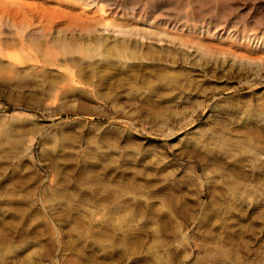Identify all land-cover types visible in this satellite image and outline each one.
Segmentation results:
<instances>
[{
    "label": "rangeland",
    "instance_id": "374dc122",
    "mask_svg": "<svg viewBox=\"0 0 264 264\" xmlns=\"http://www.w3.org/2000/svg\"><path fill=\"white\" fill-rule=\"evenodd\" d=\"M72 1L98 28L74 62L0 53V264H264V0L170 24Z\"/></svg>",
    "mask_w": 264,
    "mask_h": 264
},
{
    "label": "bare ground",
    "instance_id": "6f19581e",
    "mask_svg": "<svg viewBox=\"0 0 264 264\" xmlns=\"http://www.w3.org/2000/svg\"><path fill=\"white\" fill-rule=\"evenodd\" d=\"M31 1L29 0H0V3L5 4V5L4 4L0 5L1 13L3 12L4 15H6V17H9V19L12 15L14 16L17 15L20 10H29L32 12L33 10H35V12H37L36 14H38V17L40 16V18L41 17L44 18L45 15L42 16L43 14H47L46 17L50 16L48 19H45L46 18L45 17L44 18L45 21L42 20V22H45L43 25H38L37 27L36 26L34 27L32 26L33 20L27 21V18H26L25 21L24 19L23 20L20 19L17 21L16 19V17L18 16L17 15L16 17H12L11 18L12 20L10 19L12 22L16 23L14 29L10 28L9 26H8L9 29L6 28L7 25L5 23L3 24L4 20L2 21L1 19H3V17H1L0 26L2 28L0 27L1 28L0 33L2 34V36L0 37V53H2V55L4 56H7L10 59V61L16 62L19 64L24 63L28 60H34L35 62L43 61L49 64H59V65L65 64L67 60L71 61L72 54L74 52L82 53L81 46L77 45L74 41L79 37L84 38L86 32L87 33L91 32V34H93L94 31L95 30L97 31L98 28L92 25L85 28V25L82 22V16L76 12V7L74 6L75 2L73 1L69 2V0H68L69 3L63 2V0H58L56 2H53L50 0H31ZM91 1H97L98 9L100 10L113 11V12H123V11L125 12L127 10H131V11L138 10L141 12H145L148 16H151L154 18H161V19H164L165 21H169V24H170L176 21L177 16H176L175 10H177L180 6L191 5L192 7L191 12L187 13L186 16L189 17L188 19L190 18L192 19L194 17V20L196 19L200 20L198 16L194 14V10L195 11L199 10L200 15H203L204 11L206 10L215 11L216 9L219 8V10L221 11H219L218 13H214V14L216 16H222L223 14H226L224 13L225 10L231 9L232 5L237 0H106L105 5L100 4V0H91ZM20 17H25V16L22 15ZM260 17L261 16L259 14V18ZM262 20H264V17H261L260 21H257V22H262ZM223 21L225 22V20H219V22H223ZM203 26L204 24L200 21L199 25L197 26L194 25V29H197V28L202 29ZM142 31L143 32L138 31L141 37H149L154 40H166V41H169V44L171 43V45H174V46L177 44L184 45L186 47L194 46L190 40H187L188 38L185 39L182 36L175 34V33H168L161 29H156V30L145 29ZM6 32L12 34L13 36L15 34L16 35L15 41L17 43H14L12 41L7 42V40L9 39L6 40L7 37L3 35ZM68 39L72 40L73 44H72V41L70 42L71 44L70 43L68 44L67 43ZM39 41H41L42 43L39 44L38 43ZM74 43L77 46L74 45ZM54 45L56 46V48L53 47ZM16 46L19 47L18 51H20V53L17 50H16L17 52L15 51V52L10 53L11 51H9L8 48L9 47L14 48ZM60 51H61V55L63 53L66 56L63 59L61 58L62 56L60 57L62 61L58 57ZM167 52L168 51H164L165 54ZM168 54H170V52ZM59 60L60 62H58ZM72 62H74L73 59H72ZM75 63H76L75 64L76 67H78V69L80 70V66L78 65V63L77 62ZM67 64H65L64 66L67 67ZM110 64H112V62ZM69 69L70 68H66V71H68V74L71 77H73V72H72L73 70L72 68L70 70ZM66 71H65V74H66ZM75 76L76 74L74 75V77Z\"/></svg>",
    "mask_w": 264,
    "mask_h": 264
}]
</instances>
